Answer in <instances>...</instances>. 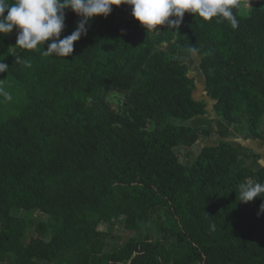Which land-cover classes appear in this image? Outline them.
<instances>
[{"label": "trees", "instance_id": "16d2710c", "mask_svg": "<svg viewBox=\"0 0 264 264\" xmlns=\"http://www.w3.org/2000/svg\"><path fill=\"white\" fill-rule=\"evenodd\" d=\"M243 5L236 29L185 13L178 29L158 34L130 7L114 6L66 58L0 36L6 76L26 97L0 123V264H264V200L240 203L237 191L264 183V168L249 167L257 156L228 142L203 147L191 166L173 154L215 133L189 126L205 115L193 98L192 46L215 115L264 141V0L247 15ZM79 20L66 11L61 39ZM110 95L123 96L117 110ZM33 212L58 229L40 222L32 230ZM156 213L160 240L107 249L102 227L138 232Z\"/></svg>", "mask_w": 264, "mask_h": 264}, {"label": "clouds", "instance_id": "9594fccd", "mask_svg": "<svg viewBox=\"0 0 264 264\" xmlns=\"http://www.w3.org/2000/svg\"><path fill=\"white\" fill-rule=\"evenodd\" d=\"M121 5L131 8L133 18L147 33L158 34L164 25L170 30L178 29L185 13L194 14L195 18L205 22L227 21L233 29L239 25L235 10L239 8L240 0H0V36L11 34L15 29V48L42 50L45 56L54 54L66 58L72 55L74 44L87 35L86 25L92 18H107L114 6ZM68 10L80 20L75 31L61 39ZM48 41L51 43L45 50ZM187 51L194 57L199 54L196 46ZM15 62L23 61L17 56ZM8 70L9 66L0 61V74ZM0 95L5 100L12 99L3 88H0ZM237 191L240 203L252 202L257 197L264 200V183L248 180L240 183ZM261 209L264 210V204Z\"/></svg>", "mask_w": 264, "mask_h": 264}, {"label": "rangeland", "instance_id": "374dc122", "mask_svg": "<svg viewBox=\"0 0 264 264\" xmlns=\"http://www.w3.org/2000/svg\"><path fill=\"white\" fill-rule=\"evenodd\" d=\"M242 1L244 2L242 11H244V14L247 15L256 0ZM93 20L94 18H92L86 26L90 25ZM77 23H79V21H77ZM14 32L16 31H13L12 33L17 34V32ZM3 36L6 37V39H10L8 35ZM16 39L17 37L14 40ZM11 55H16L15 49L11 50ZM202 58L203 57L199 55L192 57L193 64L190 68V77L194 80L196 87L193 94L194 101L198 105H204L205 115L198 116L191 120L189 126L195 129H212L215 133L210 138L201 139L192 148H175L173 150L174 156L180 163L186 166H191L203 147L215 146L220 142H228L235 148L242 150L244 153H252L257 156L249 157V167L251 169L257 170L264 168V141L255 139L249 135L243 127L230 128L226 122L215 115L213 109L214 104L207 96L205 80L199 70V62ZM184 62L189 64L187 60ZM0 88H3L12 96V99L9 101L5 100L4 97L0 95V123H2L10 118L16 117L21 112L26 104V97L23 88L17 85L12 79L8 78L6 73L0 74ZM122 100L123 96L120 95L109 96V101L115 110L118 108V102H121ZM225 132L226 134L222 136ZM259 132L264 135V117L261 119ZM17 215L23 217L25 216V213L18 212ZM28 218L32 230H34L40 222L50 225V234L58 229V226L50 218L38 212L30 213ZM163 221L164 218H161L159 213H156L152 218L150 226L138 232H128L124 230L120 223H114L109 228L102 227V230L109 235L107 249L111 250L114 247L120 246L131 240H143L148 237L152 240H160L162 238L160 233V224ZM46 240H49V236Z\"/></svg>", "mask_w": 264, "mask_h": 264}, {"label": "crops", "instance_id": "0c3cea01", "mask_svg": "<svg viewBox=\"0 0 264 264\" xmlns=\"http://www.w3.org/2000/svg\"><path fill=\"white\" fill-rule=\"evenodd\" d=\"M14 31V30H13ZM14 33H16V32H14ZM8 36H9V38L10 39H8V40H14L16 37H17V34H13V33H11V34H8ZM6 38V37H5Z\"/></svg>", "mask_w": 264, "mask_h": 264}]
</instances>
